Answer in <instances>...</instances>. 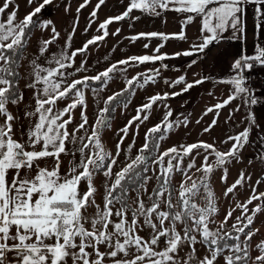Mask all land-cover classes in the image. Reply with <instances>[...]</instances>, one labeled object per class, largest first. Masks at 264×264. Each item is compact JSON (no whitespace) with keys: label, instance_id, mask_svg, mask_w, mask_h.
<instances>
[{"label":"snow or ice","instance_id":"obj_1","mask_svg":"<svg viewBox=\"0 0 264 264\" xmlns=\"http://www.w3.org/2000/svg\"><path fill=\"white\" fill-rule=\"evenodd\" d=\"M36 0H28L32 5ZM90 0H84L77 12ZM249 0H130L127 9L120 15L109 17L99 24L96 35L87 40L83 47L70 53L73 26L64 48L50 56L49 46L59 39L60 33L50 19L38 17V14L51 5L53 0H43L22 20H17L18 5L14 0H4L0 6V264H264V241L256 245L259 255L252 257L251 240L259 229L251 228L256 215L264 211V204H257L249 209L253 201H264V193L252 194L243 203H237L229 210L224 220L215 228V215L219 209L215 193L209 183L212 173L217 168L223 169L222 182L227 181L226 165L232 160L239 161V153L249 142L251 127L256 124L252 106L259 101L247 87V78L243 75L254 65L264 66V47L257 49L254 56L241 55L234 61V75L221 81L231 86L227 99L208 107L207 115L215 110V118L203 129L210 132L217 124L220 112L233 100L242 98L249 109L245 119L249 126L243 131L228 136L222 143L233 141L230 149L220 151L215 142L198 141L192 144H180L160 151L161 142L167 133L180 122L170 120L173 113L168 110L164 119L145 133V142L135 156H131L135 139L127 146L128 155L119 161L122 145L129 129L139 121H147L151 109L158 101L175 97L205 82L207 77L187 82L186 76L165 83L169 87L184 84L180 92H165L147 98V103L136 109L137 115L121 129L116 151H109L103 140L102 132L110 127L108 114L115 112L119 104L114 105L118 97L128 92L135 94V88H144L155 83L160 69H150L128 79L125 89L108 96L104 107L99 110L97 119L89 126L87 115V91L98 96L113 79L117 72H126L134 63L145 64L164 61L169 57L161 53V48L169 39L186 40L185 28L197 17L201 19L200 43H193L189 50L177 52L174 57L195 56L203 53L213 42L223 39V33L229 29L234 33H243L244 5ZM257 5L256 11L264 17V0H251ZM105 0H99L96 10L91 13L96 17ZM8 12L7 19L3 14ZM68 10L67 7L65 9ZM133 10H140L150 15H160V11H176L187 14L182 21L179 33L162 32L139 33L130 37L132 41L140 38H159V44L152 55L131 56L112 63L96 75H83L73 79L79 72H86V61L74 67L78 54L86 53L90 45L104 40L108 35V26L129 18ZM37 17V19H34ZM133 19H139L135 17ZM94 21H90L89 26ZM76 23L78 24V17ZM51 26L53 35L41 41L39 55L28 60L29 71L21 74L24 67L26 48L36 29L47 30ZM259 27V25H257ZM119 29L114 35L119 34ZM207 33V34H205ZM239 38V37H237ZM145 48L149 44L144 45ZM41 57L44 62L41 63ZM197 61L193 60L189 67ZM127 66L121 68L120 66ZM161 67L167 68L166 64ZM70 69H74L70 71ZM141 78L142 81H141ZM22 79L30 83L26 88L32 90L34 107L25 111V116L34 117L35 121L27 130L23 141L14 138L13 122L17 119L9 105H19L25 100L24 91L19 84ZM97 83L99 87H93ZM135 86V87H134ZM67 101L63 108L58 102ZM126 108L130 101L125 97L122 102ZM80 108V123L69 132L73 113ZM235 111H239V106ZM143 114V115H142ZM232 113L229 114V117ZM67 117V118H65ZM187 118L183 121L184 126ZM200 123V120H197ZM88 126V127H86ZM90 128V132H89ZM137 134L139 124H136ZM84 130L82 135H77ZM72 145L73 147H68ZM203 149V153L199 150ZM195 150V156L193 155ZM77 154L79 158L77 159ZM203 154V162L196 166L195 157ZM62 156L71 159H62ZM214 156V161L209 162ZM185 157H191L184 166ZM52 159L49 166L42 162ZM167 158V159H166ZM264 159V154H261ZM62 165L64 170L62 173ZM195 168L203 175L193 180L189 171ZM114 169H116L114 171ZM151 172V175L149 174ZM175 172H182L178 189L172 187ZM98 174L105 180L101 196L103 207L97 203L98 188L94 181ZM245 177L241 172L236 181L228 186L225 196L234 193L242 186ZM155 186L149 190V183ZM191 181V183H189ZM82 183L85 185L81 187ZM261 181H257V185ZM175 193V194H174ZM197 201H201L198 203ZM89 208L94 209L89 213ZM239 208L241 215L235 217L231 231L225 229L233 212ZM251 211V215H249ZM148 231L144 236L142 231ZM247 230V231H246ZM243 236V240L241 237ZM231 241V242H230ZM200 246L199 248L197 246ZM203 250V255L200 251ZM181 252L184 253L181 256Z\"/></svg>","mask_w":264,"mask_h":264},{"label":"rangeland","instance_id":"obj_2","mask_svg":"<svg viewBox=\"0 0 264 264\" xmlns=\"http://www.w3.org/2000/svg\"><path fill=\"white\" fill-rule=\"evenodd\" d=\"M3 2L4 0H0V6H2ZM42 2L43 0H36V2H34L32 5H29L28 0H14V5L19 6L17 20H22L26 14L38 6V3ZM83 3L84 0H53L51 5L45 6V8H49L52 11L50 16H42V13L45 9L42 10L40 14H38V17L40 18L52 20L56 30L60 33L59 39L49 46L48 52L44 54L45 56H50L52 53H56L60 49L64 48L66 40L69 34L72 33L74 25L76 30L72 37L71 48L67 49L69 53L77 48L83 47L85 42L92 37L96 35H102L103 30L97 31L99 24L109 17L122 14L127 9L130 0H105V3L101 5L97 11L96 17H92L91 13L96 10V5L99 3V0H90V2L85 7L77 12V9ZM14 5H10V8L6 10V12L3 14V19H7V14L13 9ZM66 7L68 9L67 11L65 10ZM158 11H160V15H150L140 10H133L129 18L110 24L108 26L109 35L104 40L98 41L94 45H90L86 53L78 54L76 56L74 67L79 66L81 61H86L87 63L85 67L87 71L79 72L72 78H80L83 75H96L98 72L104 71L112 63H116L121 59H126L131 56L155 54L154 49L162 43L159 38H140L138 40L132 41L130 37L139 33H173L177 23H172L170 21L168 22V25H166L163 18L164 12L162 10ZM77 17L78 24L76 23ZM135 17H139V19H133ZM34 19H37V17H34ZM90 21L94 22H92L89 26ZM117 29L120 30L119 34L114 35L113 33H116ZM52 35L53 33L51 32V26H49L47 30L36 29L33 32L26 48L25 54L28 59L24 61V67L21 68L22 75L29 71L27 67L28 60L39 55L41 41L49 39ZM193 40L194 37H191L190 35L186 38V40L169 39L168 41L163 42L164 47L161 48L160 51L161 53H167L169 57L173 58L166 59L162 62L157 61L155 63H134L131 67L121 65V68L127 67V71L115 73L113 75V79L109 81L108 86L102 92H100L98 96H93L90 90L87 91V115L89 117L90 126L97 119L99 110L105 106L104 101L107 99V97L115 92L125 89L128 79H131L141 73H148V70L150 69H160V74L156 77L155 83H149L144 88L136 87L135 94L131 96L129 100L130 103L127 104V107L125 108L123 103H120L119 106L115 108L114 115L112 117L108 116L110 120V127L103 130L102 140L106 148L113 154L116 151V144L118 143L120 136L123 135L122 133H119V129L123 128L128 123V121L132 120V118L137 115L136 109L142 104L147 103L148 97L158 93L162 95L165 92H180L184 87V84L177 85L176 87H169V84L165 83L166 80L171 82L181 75L186 76L187 82H193L194 80H197L194 74L190 72L192 69V66L189 67L191 61L186 59H190V56L174 57V54L177 52L189 50ZM146 43L149 44L148 48L144 47ZM40 62H44L43 57H41ZM162 64H166L168 67L165 69L161 67ZM72 70L74 69H70V71ZM142 79L143 78H141V81ZM28 83H30L28 79H22L19 86L21 88H25L26 84ZM230 89L231 88L227 84L212 85L202 83L194 86L192 89L184 92L182 95L175 97L169 96L167 100L158 101L157 104L151 109V114L147 121H144L142 124L137 121L133 124L132 128L129 129L128 136L125 138L124 144L121 146L123 151L121 152L119 161H123L125 156L128 155L127 146L132 143L133 139H135V146L133 147L130 155L135 156L137 154L138 149H140L145 142V133L147 130L155 126L157 123H160L164 119L165 113L168 110L165 105H167L173 113L170 120L174 123L179 121L180 125L174 126L173 129L167 133L166 139L161 142V152L174 145L179 146L180 144H192L198 141H205L207 143L215 142L216 148L220 151H226L230 149L233 141L228 143H222V141H224L228 136L235 135L249 126V121L245 119L249 109L244 105L242 98L235 99L223 109L218 110L220 115L216 126L210 132H203V129L212 122L216 114L214 110L213 112L204 115L206 109L227 99L230 94ZM249 89L252 90L251 88ZM66 103L67 101H60L58 102L57 106L59 108H63ZM238 106L239 111H235ZM8 108L9 111L15 117H17V119L13 122V131L15 133L14 138L23 141L26 137L28 129H24L23 125L19 123V118L15 112L14 105H9ZM80 111L81 109L78 107L73 113L74 119L72 124L68 126L69 132H71L80 123ZM230 113H232L231 117H229ZM185 118L188 120L186 126L183 124ZM2 119L3 118H0V121H2ZM197 120H200V123H197ZM136 124H139L138 134ZM22 129L24 132L23 134ZM253 132L254 127L252 126L249 142L239 153V161L234 159L226 165L228 170L226 183L222 182L221 180V176L223 174L222 168L215 169L211 175L209 183L215 193L216 203L219 209L218 213L214 217L216 223L210 225L212 228L217 227L219 223L224 220L226 213L232 208H235L237 203H243L246 201L252 194L253 188L256 189L257 193H264V162L259 161L262 160L260 159L261 154L264 153L260 148L261 142L259 143L260 139L262 138L257 137L251 139ZM83 133L84 130H81V132L77 133V135H82ZM249 143L251 145H249ZM68 147L71 148L73 146L68 145ZM199 151L203 153V149ZM193 155L195 156V150ZM78 158L79 154H77V159ZM62 159L65 160L66 164L67 159H71V156L67 158L62 156ZM214 159V156L210 157L209 162H213ZM190 160L191 157H185V167L190 162ZM202 162L203 154L195 157V163L197 167H200ZM44 163H46V161L42 162L41 166H43ZM61 170L63 173V165ZM115 170L116 169H114V171ZM241 172L245 174V177H251V179H246L244 184L242 186H238L234 193L225 196L226 188L236 181ZM149 174L151 175V172ZM188 174L191 175L193 180H197L203 175L202 172L196 171L195 168L191 169ZM184 179H186V177L182 172H175L172 178V187L178 189L181 181ZM104 180L105 177H103L102 174H98L94 181L96 187L98 188L96 197L97 203L101 204V207H103L101 196L104 192L102 187ZM258 180L261 181V183L257 185ZM189 183H191V181H189ZM154 186V181L150 182L149 190H151V188ZM81 187L84 188L85 185L82 183ZM197 202L201 203V201ZM257 204H264V201H253V203L248 205V207L251 210ZM88 211L89 213H92L94 209L89 208ZM240 215L241 210L236 208V210L233 212V217L229 219L227 225H225V229L231 231V225L235 222V217ZM249 215H251V211H249ZM251 228L259 229L257 234L252 237L250 242L251 255L254 258L260 254L256 248V245L264 241V211L256 215ZM147 231L148 230L145 229L140 233V235L144 236ZM241 239L243 240V236ZM197 247L199 248L200 246L198 245ZM199 254L203 255V250H201ZM183 255L184 253L181 252V256ZM69 264H71V261H69ZM220 264H223L222 260Z\"/></svg>","mask_w":264,"mask_h":264},{"label":"crops","instance_id":"obj_3","mask_svg":"<svg viewBox=\"0 0 264 264\" xmlns=\"http://www.w3.org/2000/svg\"><path fill=\"white\" fill-rule=\"evenodd\" d=\"M261 7L262 10H264V6ZM244 8L245 11L242 17L244 32L242 34L234 33L233 30L229 29L223 33V39L219 40V42H213V44L205 49L203 53L190 56V59L186 58L191 62L193 60L197 61L194 65H192V69L190 70L196 79L207 77L204 82L205 84H227L221 81L229 79L234 75L232 69L234 61L241 55L246 54L254 56L257 54L258 48L264 47V17H261L260 14L257 13V5L251 2V0L244 5ZM162 11L164 12L163 18L166 25H168V22L170 21L172 23H177L173 33H179L182 28V21H184L187 14L178 13L176 11ZM257 25H259V27H257ZM200 26L201 19L200 17H197L185 28L186 37H189V35L194 37L193 43L201 42L199 39ZM257 69L264 71V66L258 64L254 65L250 71H245L243 75L247 78V87L252 89L251 91L255 94L259 101L256 105L252 106L251 109L255 113L256 117V124L253 126V135H260L264 139V90L254 89L249 83L252 71ZM227 85L231 88L229 84ZM20 89L24 91L25 100L19 105H14V109L18 115L19 123L23 125L24 129H29L35 121L34 117L25 116V111L34 107L32 90L26 87H20ZM231 90L232 88L229 91ZM23 133L22 129V134ZM46 163L51 165L52 159L48 158Z\"/></svg>","mask_w":264,"mask_h":264},{"label":"built area","instance_id":"obj_4","mask_svg":"<svg viewBox=\"0 0 264 264\" xmlns=\"http://www.w3.org/2000/svg\"><path fill=\"white\" fill-rule=\"evenodd\" d=\"M249 83L254 89L264 90V71L261 69L252 71Z\"/></svg>","mask_w":264,"mask_h":264},{"label":"trees","instance_id":"obj_5","mask_svg":"<svg viewBox=\"0 0 264 264\" xmlns=\"http://www.w3.org/2000/svg\"><path fill=\"white\" fill-rule=\"evenodd\" d=\"M93 87H99L100 85L99 84H97V83H93V85H92ZM135 87V86H134ZM131 96L132 95H130L128 92H125L124 93V95L123 96H121V97H118L117 98V101H115V102H113L114 103V105H116V104H122V102H125V97H127V100L129 101L130 100V98H131ZM114 115V112H110L109 114H108V116L109 117H112ZM262 138L260 135H252V137H251V139L252 138ZM251 141V140H250ZM256 141V140H255ZM258 141V140H257ZM261 142V143H260ZM259 143H260V148L263 150V152H264V139L262 138V139H260V141H259ZM249 145H251L250 143H249ZM264 154V153H263ZM261 159V158H260ZM263 160V159H262ZM262 160H259L260 162H264V160L262 161ZM231 242V241H230Z\"/></svg>","mask_w":264,"mask_h":264},{"label":"water","instance_id":"obj_6","mask_svg":"<svg viewBox=\"0 0 264 264\" xmlns=\"http://www.w3.org/2000/svg\"><path fill=\"white\" fill-rule=\"evenodd\" d=\"M51 14H52V11L49 8H45V10L42 13V16L46 17V16H50Z\"/></svg>","mask_w":264,"mask_h":264}]
</instances>
